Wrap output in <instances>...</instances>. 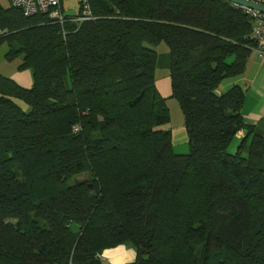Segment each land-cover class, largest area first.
<instances>
[{"label": "trees", "instance_id": "obj_1", "mask_svg": "<svg viewBox=\"0 0 264 264\" xmlns=\"http://www.w3.org/2000/svg\"><path fill=\"white\" fill-rule=\"evenodd\" d=\"M88 2L79 22L0 9L6 59L33 79L0 74V264H102L125 242L126 264H264V135L242 87L219 91L254 46L248 15L227 0ZM160 43L183 154L156 86ZM163 213L174 221L159 233Z\"/></svg>", "mask_w": 264, "mask_h": 264}, {"label": "crops", "instance_id": "obj_2", "mask_svg": "<svg viewBox=\"0 0 264 264\" xmlns=\"http://www.w3.org/2000/svg\"><path fill=\"white\" fill-rule=\"evenodd\" d=\"M262 2H264V0H262ZM10 7L11 3L9 0H0V9H8ZM1 35L2 31L0 30V36ZM161 44L162 43L156 46L157 61L155 77L156 73L159 70H162L164 80L162 84L159 80H156V86L161 96L171 97L170 55L168 47ZM8 49L9 47L6 41H1L0 74L13 80L21 87L30 88L33 84L31 71L28 69L21 70L18 68L21 63L20 57L7 60L6 54ZM234 85H238L244 89V103L241 110L244 120L248 124H253L256 127L255 130L259 134L264 135V59L260 57L259 53H257L254 48L250 49L245 59L241 74L233 78L225 79L221 83L219 91L225 92ZM171 131L174 142H181L186 137L183 125H180V130L176 133V135L174 134L173 128H171ZM244 136L245 132L242 130L236 134L233 139L234 147ZM262 164H264V162H262Z\"/></svg>", "mask_w": 264, "mask_h": 264}, {"label": "rangeland", "instance_id": "obj_3", "mask_svg": "<svg viewBox=\"0 0 264 264\" xmlns=\"http://www.w3.org/2000/svg\"><path fill=\"white\" fill-rule=\"evenodd\" d=\"M62 7H63V14L67 15V16H75L78 13V9H79V5H78V1L77 0H62ZM161 45H165L164 43H162ZM156 80H159L160 83L162 84L163 82V78H164V74L162 72V70H159L156 73ZM165 98V104L166 107L168 109L169 112V116H170V127L173 128L174 130V134L176 135V133L180 130V125H183V114L182 111L179 107V103L178 101L174 98V97H164ZM80 130V123L74 124L71 127V132L72 133H77ZM174 135V136H175ZM185 136V134H184ZM175 139V137H174ZM237 147V144L234 147V142L232 141L231 144L229 145V151L230 152H235V148ZM173 151L175 152V154H183V153H187L188 151V143H187V137L184 138V140H182L181 142H174L173 141ZM105 155L100 156L99 158H97L96 160V168H100V166L102 165V162L105 160ZM91 170H89L88 168L82 172L81 174L75 176V180H83L88 178L91 174ZM72 181H70L71 183ZM115 188H117L118 186L117 183L114 182V184H112ZM115 197V195H113ZM167 219L165 220L164 217V213L162 214V218L161 220V225H159V229L158 232L160 233L161 228H167L166 226L169 225L170 221H174L172 215H168L166 217ZM159 238L161 236V234H159ZM199 247H195L194 250L189 251V255L193 256L194 253H198ZM137 255V249L129 242H125L121 245H119L118 247H113V248H101L100 251V258H101V262L102 264H126L129 262H132L135 257ZM117 257V258H116ZM113 259V260H112ZM232 262V256L228 258V262L227 263H231ZM174 264V263H173ZM182 264H184L182 262Z\"/></svg>", "mask_w": 264, "mask_h": 264}, {"label": "built area", "instance_id": "obj_4", "mask_svg": "<svg viewBox=\"0 0 264 264\" xmlns=\"http://www.w3.org/2000/svg\"><path fill=\"white\" fill-rule=\"evenodd\" d=\"M11 5L20 7L25 15L37 13L47 14L52 20L60 23L66 19L62 12V0H9ZM80 6L79 15L70 17L73 22H79L91 18L89 0H77ZM240 7L248 15L252 23L250 38L254 41V50L264 59V12H260L248 7Z\"/></svg>", "mask_w": 264, "mask_h": 264}, {"label": "water", "instance_id": "obj_5", "mask_svg": "<svg viewBox=\"0 0 264 264\" xmlns=\"http://www.w3.org/2000/svg\"><path fill=\"white\" fill-rule=\"evenodd\" d=\"M241 7H248L260 12H264V2L262 0H227Z\"/></svg>", "mask_w": 264, "mask_h": 264}, {"label": "bare ground", "instance_id": "obj_6", "mask_svg": "<svg viewBox=\"0 0 264 264\" xmlns=\"http://www.w3.org/2000/svg\"><path fill=\"white\" fill-rule=\"evenodd\" d=\"M117 258V257H116ZM113 260V259H112Z\"/></svg>", "mask_w": 264, "mask_h": 264}]
</instances>
